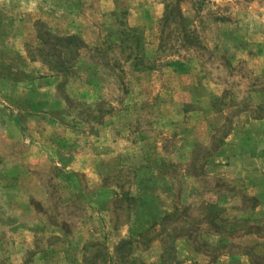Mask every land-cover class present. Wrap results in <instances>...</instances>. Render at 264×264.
Returning <instances> with one entry per match:
<instances>
[{
	"label": "rangeland",
	"instance_id": "obj_1",
	"mask_svg": "<svg viewBox=\"0 0 264 264\" xmlns=\"http://www.w3.org/2000/svg\"><path fill=\"white\" fill-rule=\"evenodd\" d=\"M241 124L257 154L264 0H0V264H197L248 249L236 237L258 229L241 215L257 199L213 163L239 153L234 137L220 151ZM80 221L93 238L72 254ZM218 233L231 241L211 243Z\"/></svg>",
	"mask_w": 264,
	"mask_h": 264
},
{
	"label": "crops",
	"instance_id": "obj_2",
	"mask_svg": "<svg viewBox=\"0 0 264 264\" xmlns=\"http://www.w3.org/2000/svg\"><path fill=\"white\" fill-rule=\"evenodd\" d=\"M182 112L185 111L182 110ZM196 112H198V109H196L195 111L188 112L187 115L189 116L190 113H196ZM250 122L259 123V120L251 119ZM199 126H200V122L194 123L193 130L195 132H198ZM102 128L103 125L101 124L99 126V129L102 130ZM247 129L249 128H247L246 125H243L242 127L241 124L240 127L233 130L232 132L229 131L230 133H228V135L224 139L226 143L223 144L220 153L222 154L223 151H226L225 147L228 144V142L233 139V137L235 143L240 147V150H238L239 153H237L233 158L228 156V158L226 157V159L223 158L217 159L213 161V163L216 164V166L219 163L218 164L219 167L225 168V172L222 174L223 176H226L228 178L233 177L234 179L243 180L242 192L250 196H253L257 199V203L255 207L248 208L247 213H244L243 211L241 215L243 217H248L250 219L249 220L250 222L256 220L255 223L257 224L258 229L252 228L250 230L247 229L243 230L242 235H240V237H236L237 243H241L242 246L248 247V249L242 250L239 253L237 252L234 253L226 249L227 251L220 252V254L217 255L216 257L207 255L205 253L196 252L195 255L197 257V262H198L197 264H258L257 261L255 260L257 256L261 259H264V147L263 149L258 150L257 154H253V155L249 154L246 151V149L244 150L246 141L245 139H243L244 136L242 132L246 131ZM249 131H253V130L250 129ZM179 137H180L181 146L183 145L184 147H186L187 145H189L187 144L189 141H187L186 137L182 135V132L179 135ZM192 140L193 142H191V145L198 143L199 142L198 135L195 136V138H192ZM32 161L35 163L36 158H33ZM233 165L236 168H238V172L230 173L229 169L233 167ZM111 173L115 174L117 172L114 170ZM215 173H217V171H215ZM170 190L171 189L167 187L166 189H164L165 191L164 194L167 195L170 194L169 193ZM227 217L229 218V216ZM88 225L89 224L80 221L76 225V228L72 229L71 234L69 233L68 236L66 237L67 246L71 247L72 254L73 252H76V250L78 251V249H81L87 241L93 238L91 232L89 231ZM223 225L226 231H232V229H234V226L228 223V221H225ZM49 227L58 228V226H52V225H49ZM85 227H86L85 232L84 230H82V232L79 234L80 232L79 229ZM17 230H18L16 234L17 241H24V239L26 238V235L23 234L24 232H30V231L33 232V229L31 227H27L26 229L21 228ZM81 234H84V236H81ZM80 241H81V245H80ZM220 241L227 244L231 241V239L229 237L222 236L219 233L217 235L213 234V237L210 239V242L213 244ZM39 255L40 253L37 254V257ZM70 256L72 255H69V257ZM187 259L189 260L190 258Z\"/></svg>",
	"mask_w": 264,
	"mask_h": 264
}]
</instances>
